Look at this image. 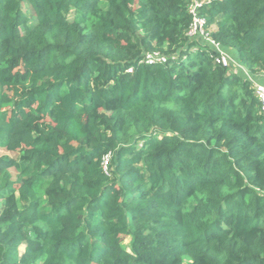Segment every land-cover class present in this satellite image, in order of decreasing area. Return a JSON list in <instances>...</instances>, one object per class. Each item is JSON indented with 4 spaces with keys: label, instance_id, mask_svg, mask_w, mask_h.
<instances>
[{
    "label": "trees",
    "instance_id": "trees-1",
    "mask_svg": "<svg viewBox=\"0 0 264 264\" xmlns=\"http://www.w3.org/2000/svg\"><path fill=\"white\" fill-rule=\"evenodd\" d=\"M192 2L0 0V264H264V112ZM200 15L264 72V0Z\"/></svg>",
    "mask_w": 264,
    "mask_h": 264
},
{
    "label": "built area",
    "instance_id": "built-area-1",
    "mask_svg": "<svg viewBox=\"0 0 264 264\" xmlns=\"http://www.w3.org/2000/svg\"><path fill=\"white\" fill-rule=\"evenodd\" d=\"M203 1L204 0H193L192 4L189 6V10L193 15V21L189 30L190 37L204 39L209 43L215 52H217V54L214 55L215 63L228 66L232 70H243L245 73H248V69L244 64L236 60L229 50H227L222 44L218 43L211 37L210 30L206 27L207 21L203 16L200 15V7ZM158 61L167 62L168 57L160 51H152L147 53L145 59L142 62L153 64ZM129 72H133V68L129 69ZM253 83L255 93L261 103L262 111L264 112V84L259 82ZM110 159V154L106 155L103 159V167L106 172H108Z\"/></svg>",
    "mask_w": 264,
    "mask_h": 264
},
{
    "label": "crops",
    "instance_id": "crops-1",
    "mask_svg": "<svg viewBox=\"0 0 264 264\" xmlns=\"http://www.w3.org/2000/svg\"><path fill=\"white\" fill-rule=\"evenodd\" d=\"M230 52L236 58V60H238L240 62L236 53L233 51H230ZM234 71L239 73L242 77L249 79L252 82H259V83L264 84V72L254 74V73L250 72L249 70H248V73H245L243 70H238V71L234 70Z\"/></svg>",
    "mask_w": 264,
    "mask_h": 264
},
{
    "label": "rangeland",
    "instance_id": "rangeland-1",
    "mask_svg": "<svg viewBox=\"0 0 264 264\" xmlns=\"http://www.w3.org/2000/svg\"><path fill=\"white\" fill-rule=\"evenodd\" d=\"M5 153H7V151H6V150H4V149H1V148H0V156H1V155H3V154H5ZM125 242H126V244H128V242H129V239H126V241H125Z\"/></svg>",
    "mask_w": 264,
    "mask_h": 264
}]
</instances>
